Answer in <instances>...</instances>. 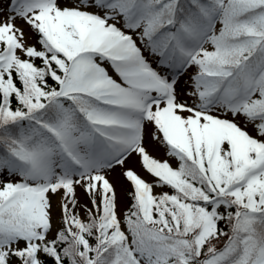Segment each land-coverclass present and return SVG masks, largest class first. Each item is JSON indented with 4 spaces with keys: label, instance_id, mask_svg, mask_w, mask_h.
<instances>
[{
    "label": "snow or ice",
    "instance_id": "1",
    "mask_svg": "<svg viewBox=\"0 0 264 264\" xmlns=\"http://www.w3.org/2000/svg\"><path fill=\"white\" fill-rule=\"evenodd\" d=\"M0 264H264V0H0Z\"/></svg>",
    "mask_w": 264,
    "mask_h": 264
},
{
    "label": "rangeland",
    "instance_id": "2",
    "mask_svg": "<svg viewBox=\"0 0 264 264\" xmlns=\"http://www.w3.org/2000/svg\"><path fill=\"white\" fill-rule=\"evenodd\" d=\"M113 176H116V174H113ZM116 187H117V192L118 195L123 203H126V193L124 192V188L126 187V185L124 184V182L122 180L116 179ZM77 196L80 199L81 203H84L86 201V197L84 196L82 190L77 189ZM55 200L56 198H53V204H54V216L59 215V210L58 208L55 207Z\"/></svg>",
    "mask_w": 264,
    "mask_h": 264
}]
</instances>
